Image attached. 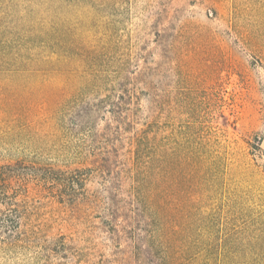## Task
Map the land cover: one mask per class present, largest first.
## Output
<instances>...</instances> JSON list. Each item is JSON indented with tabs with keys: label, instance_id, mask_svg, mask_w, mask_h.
I'll list each match as a JSON object with an SVG mask.
<instances>
[{
	"label": "rangeland",
	"instance_id": "obj_1",
	"mask_svg": "<svg viewBox=\"0 0 264 264\" xmlns=\"http://www.w3.org/2000/svg\"><path fill=\"white\" fill-rule=\"evenodd\" d=\"M74 4L83 13V25L92 20L89 57H98L100 65L96 71L84 63L73 66L66 53L65 64L47 70L0 66V167L21 161L59 173L86 166L92 154L110 149L121 154L118 169H123L131 130L144 123L152 99L160 188L164 195L169 191L174 213L191 201L192 228L198 230L203 216L202 230L222 237L253 233L255 250L264 252V156L258 150L261 137L264 153V0ZM15 6L10 9L14 19L20 15ZM78 31L74 39L81 46L82 35L89 33ZM125 86L135 96H124L123 102ZM125 107L137 121L133 128L116 122ZM181 153L198 158L200 179L180 170ZM97 180L90 187L88 182L89 189L99 190ZM22 211L16 240L0 238V264L122 261L100 216L84 204L60 202L49 190L34 191ZM5 212L14 224L15 211Z\"/></svg>",
	"mask_w": 264,
	"mask_h": 264
},
{
	"label": "trees",
	"instance_id": "obj_2",
	"mask_svg": "<svg viewBox=\"0 0 264 264\" xmlns=\"http://www.w3.org/2000/svg\"><path fill=\"white\" fill-rule=\"evenodd\" d=\"M75 1L81 0H0V31H7L0 35V66H34L47 70L51 65L65 64L66 53H69L73 66L84 63L96 71L94 68L100 65L99 59L89 57L95 34L92 20L90 24L83 25V13H77ZM13 5L20 9L16 19L10 11ZM90 12L92 10L87 8L85 15H90ZM77 29V35L89 33L88 37L82 35L81 46L74 39ZM69 32L71 38L66 40L65 34ZM81 54L86 57L85 61L80 59ZM124 96L132 100L135 94L129 93L125 86L120 95L123 102ZM149 104L150 112L144 123L137 130H131L129 155L122 161L123 169H118L121 154L116 149L117 153L105 149L92 154V158L85 161L86 166L59 173L51 167L27 165L21 161L2 165L0 238L15 241L17 234L21 233L19 229L25 213L22 211L23 203L31 198L34 191L43 194L49 190L58 195L60 202L68 198L71 205L84 204L100 216L114 254L122 255V261L114 260L117 264H264V260L260 261L264 252L255 250L257 240H254L256 235L253 233L215 236V230L201 229L206 220L203 216L198 218L200 227L195 230L191 226L195 203L191 201L185 202L179 214L174 213L169 191L164 195L160 188L162 161L156 106L152 99ZM116 116L119 125H132L133 128L137 122L126 107ZM261 140L259 137L258 150L262 158ZM179 158L180 170L189 172V178L198 176L200 179L198 158L192 153H181ZM166 160L165 176L170 187L168 165L171 166L172 162L168 154ZM93 178L99 179L97 191L89 189ZM5 211H15L14 215L11 214L14 224ZM255 257L259 259L255 261Z\"/></svg>",
	"mask_w": 264,
	"mask_h": 264
}]
</instances>
